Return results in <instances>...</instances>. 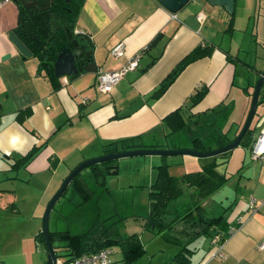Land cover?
Masks as SVG:
<instances>
[{
	"label": "crops",
	"instance_id": "crops-1",
	"mask_svg": "<svg viewBox=\"0 0 264 264\" xmlns=\"http://www.w3.org/2000/svg\"><path fill=\"white\" fill-rule=\"evenodd\" d=\"M200 6L194 18L192 12ZM171 14L157 0H84L75 30L90 36L95 70L81 71L74 79L65 76V81L60 77V88L54 91L48 77L39 72L38 60L23 56L9 40L17 6L13 0H0V174L9 176L10 188L14 182L29 185L33 178L47 179L44 193L52 195L76 166L104 155L106 144L136 137L151 146L160 144V129L164 138L170 134L164 118L181 109L198 82L205 80L207 71L202 68L207 58L189 63L162 96H151L174 65L201 44L199 25L215 19L212 15L222 22L228 18L222 6L206 1L186 4L173 13L176 18ZM118 43H123L124 53L115 57L110 49ZM135 55H139L138 67L128 70L109 94L96 90V70H117ZM200 105L189 110L187 123L206 113ZM26 111L29 115L18 122L17 114ZM35 146L41 147L39 153L24 167L13 168V162ZM239 179L248 193L235 201L229 216L236 230L223 242L220 256L209 239L195 245L190 264H264V249H258L264 239V166L252 162L225 187ZM79 181L86 186L83 179ZM204 206L206 211L216 210L213 200Z\"/></svg>",
	"mask_w": 264,
	"mask_h": 264
},
{
	"label": "rangeland",
	"instance_id": "rangeland-1",
	"mask_svg": "<svg viewBox=\"0 0 264 264\" xmlns=\"http://www.w3.org/2000/svg\"><path fill=\"white\" fill-rule=\"evenodd\" d=\"M200 9L201 6L194 9V18ZM212 16L215 19L206 20L205 25H199L197 31L202 36L200 43H208L214 48L209 56H205L207 60L202 68L207 71L205 80L198 82V90L204 86L206 93L202 100L193 104L189 96L196 94L193 90L180 109L184 119L190 115V109L194 110L201 103L199 108L205 107L202 112L206 110V113L193 116L183 131L166 138L160 129L159 150L186 149L201 152L202 148L193 143L195 138L202 140L206 151L215 150L219 138L232 141L247 118L254 86L264 67V0H235L231 30H228L230 14L223 22L219 17ZM196 21L198 24L201 22L199 19ZM263 95L264 86L261 87L249 128L254 136L259 132L264 115ZM250 142L252 140L249 139ZM243 143L215 157L218 173L238 179L241 172L252 164L250 146ZM206 160L211 161L212 158L146 155L120 158L85 168L79 178L86 182L89 198L84 201L85 194L77 193L72 185H68L50 211L48 231L69 232L71 235L88 234L91 240L97 241L105 238L124 239L135 234L146 249V254L134 264L167 263L177 248L164 242L155 231L144 227L149 211L148 187L156 178L154 168L160 164L158 161H162L168 167V173L179 178L183 174L197 172ZM92 170L99 175L95 176ZM8 178L0 174V264L46 262L47 252L43 246H35L34 236L41 230L44 212L56 192L52 195L44 193L43 185L47 179L33 178L29 185L26 181L14 182L10 188ZM182 188L185 189L184 186ZM247 193L242 179L231 186H224L213 199H209L214 201L216 210L214 213L207 211V216H219L224 206L232 202L233 205H229V210L223 214L229 220L236 206L234 202L245 199ZM189 222L192 220L189 219ZM206 239L200 237L194 245H200ZM52 245L57 256L66 254L63 243L54 241ZM110 250L112 258L123 264L120 249L113 247Z\"/></svg>",
	"mask_w": 264,
	"mask_h": 264
},
{
	"label": "trees",
	"instance_id": "trees-1",
	"mask_svg": "<svg viewBox=\"0 0 264 264\" xmlns=\"http://www.w3.org/2000/svg\"><path fill=\"white\" fill-rule=\"evenodd\" d=\"M13 1L17 6V20L15 26L10 29V32L15 33L30 50L32 57L38 60L39 72H43L48 77L54 91L60 88V84L59 77H56L54 74L53 63L62 49L67 46V30L72 33L73 38L77 40L81 47L91 52L90 59L85 62L82 71L95 70V63L92 56L93 44L90 36L86 33H75V25L84 0ZM232 20L233 16L231 14L228 27L231 26ZM159 35L150 44L154 43L159 38ZM213 49V46L208 43L196 45L174 65L171 71L164 77V80L155 89L151 98L157 99L162 96L170 84L176 79V76L189 63L209 56ZM74 76L76 75L69 77L70 79H74ZM199 88L195 89V95H190V99L192 98V102H194L193 104H197L202 100L206 93L204 86L198 90ZM28 115L29 111L21 112L17 114L16 119L22 123ZM164 122L170 129L169 135L183 131L188 124L180 113V109H176L165 116ZM252 138L253 134L249 129L243 138L245 139V143H243L244 140L242 139L240 144L243 143L244 145L250 146L251 142L249 143V139L251 141ZM137 140L136 137H132L108 143L104 146V155L147 148L159 149L161 147L159 144L145 146ZM230 142L231 140H225L224 137H220L217 147H223ZM193 143L202 148L200 150L201 152L206 151L203 149L202 140L197 138L193 140ZM40 148L35 146L30 149L28 153L13 162V168L24 167L39 153ZM107 163H110V161L102 164ZM217 166L218 163L215 157H213L211 161H208L202 166L200 171L183 174L179 178L170 175L166 165H158L155 167L156 178L148 188L149 211L144 220V227L145 229L155 231L164 242L177 248V252L165 264H190L192 254L197 250V246L195 247L194 244H196V241L200 237H207L209 241L217 237L218 244L220 245L228 239V230L231 226L223 214L229 210L230 206L224 207L221 214L217 217L212 215L207 216V211L203 207L206 201L212 198L216 192L224 188L233 179L225 174L218 173L216 171ZM79 175L80 173L73 178L69 185L76 188L79 194H85L84 201H86L90 193L87 187L79 181ZM101 175L104 176L103 173ZM189 219L192 220L191 223H188ZM49 240L51 244L54 241L64 244L63 249L66 254L64 256H57L55 254V256L65 261H72L83 255L94 254L113 247L120 249L123 264H134L146 254V249L139 242L135 234L124 239L105 238L97 241L91 240V236L88 234L71 235L69 232H49ZM34 242L36 244L35 246L41 245L47 252L41 230L35 234ZM211 246L214 247L212 244ZM53 249L55 248L53 247Z\"/></svg>",
	"mask_w": 264,
	"mask_h": 264
},
{
	"label": "water",
	"instance_id": "water-1",
	"mask_svg": "<svg viewBox=\"0 0 264 264\" xmlns=\"http://www.w3.org/2000/svg\"><path fill=\"white\" fill-rule=\"evenodd\" d=\"M157 1L160 5H162L164 8H166L171 13L177 12L179 9H181L188 3L195 2V1L197 2L206 1L212 6H222L224 10L228 14L231 15L234 11V5H235V0H157ZM66 33H67V46L62 49V51L58 54L55 62L53 63L54 74L56 77H59V79L62 76H71V75H77L78 73H80L84 68L85 62L90 59V55H91L90 51H86L83 47H81L78 44L77 40L73 38L72 33L69 30H67ZM8 38L23 56H28V57L32 56V53L30 52V50L25 46V44L18 38V36L15 33L10 32L8 34ZM263 83H264V67L254 86L250 109H249L247 118L244 122L242 129L230 143H228L227 145L223 147L217 148L215 150L204 151V152H198V151L186 150V149L185 150L140 149V150L115 153V154L102 155L100 157L84 161L80 163L78 166H76L69 173V175H67V177L63 180L59 189L56 191V193L53 195V197L49 201L47 208L43 215L41 232L43 233L45 245L47 248V259H46L45 264H54L56 260L54 249L49 240L48 218H49L50 211L52 210L57 200L64 194L66 188L68 187L70 182L73 180V178L77 174H79L83 169L97 165V164H101L104 162L118 160L120 158L135 157V156L189 155L192 157L203 159V158H213L218 155L227 153L230 150L237 147L240 144L241 140L246 135V133L249 131L251 121L256 112L258 97H259L260 89Z\"/></svg>",
	"mask_w": 264,
	"mask_h": 264
},
{
	"label": "built area",
	"instance_id": "built-area-1",
	"mask_svg": "<svg viewBox=\"0 0 264 264\" xmlns=\"http://www.w3.org/2000/svg\"><path fill=\"white\" fill-rule=\"evenodd\" d=\"M172 18H176L175 14H171ZM75 33H82L75 30ZM124 53L123 43H118L110 49V54L115 57L122 56ZM139 56L135 55L127 64L121 66L119 69L114 71H107L103 69H98L96 72V90L101 94H109L113 88L118 85L122 80V77L128 70H133L138 65ZM63 80H66V77H63ZM264 86V83L263 85ZM199 85H196L198 88ZM264 96V95H263ZM264 103V97H263ZM261 126L259 127V132L256 136L253 135L252 143L250 144L249 152L250 159L253 162H258L264 166V115L261 120ZM250 210H254L255 203L253 199L249 204ZM235 227H231L228 230L229 236L235 231ZM211 244L216 249L217 253L220 256L222 251V245L218 244V238L214 237L211 239ZM258 249H264V239L259 243ZM54 264H115L112 258V251L110 249H105L94 254L83 255L72 261H65L64 259H58L56 257Z\"/></svg>",
	"mask_w": 264,
	"mask_h": 264
},
{
	"label": "flooded vegetation",
	"instance_id": "flooded-vegetation-1",
	"mask_svg": "<svg viewBox=\"0 0 264 264\" xmlns=\"http://www.w3.org/2000/svg\"><path fill=\"white\" fill-rule=\"evenodd\" d=\"M257 82V81H256ZM261 90V89H260Z\"/></svg>",
	"mask_w": 264,
	"mask_h": 264
}]
</instances>
